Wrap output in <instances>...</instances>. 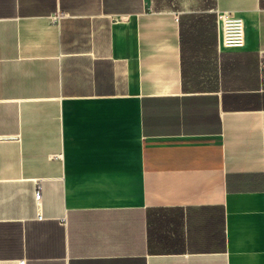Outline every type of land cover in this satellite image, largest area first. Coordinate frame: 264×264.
<instances>
[{"label": "crops", "instance_id": "crops-1", "mask_svg": "<svg viewBox=\"0 0 264 264\" xmlns=\"http://www.w3.org/2000/svg\"><path fill=\"white\" fill-rule=\"evenodd\" d=\"M21 262L264 264V0H0V264Z\"/></svg>", "mask_w": 264, "mask_h": 264}, {"label": "built area", "instance_id": "built-area-1", "mask_svg": "<svg viewBox=\"0 0 264 264\" xmlns=\"http://www.w3.org/2000/svg\"><path fill=\"white\" fill-rule=\"evenodd\" d=\"M61 17H63V14L58 13L53 20L57 21V19ZM215 17L217 18V32L220 48L226 51L242 49L244 32L241 18L233 12L228 11H216ZM34 197L35 200L39 202L40 192L38 188L34 193ZM21 264H23V262H21Z\"/></svg>", "mask_w": 264, "mask_h": 264}]
</instances>
